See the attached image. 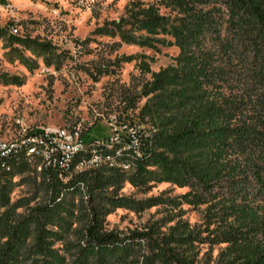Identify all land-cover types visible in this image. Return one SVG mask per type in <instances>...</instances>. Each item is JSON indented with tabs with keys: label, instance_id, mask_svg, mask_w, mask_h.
Listing matches in <instances>:
<instances>
[{
	"label": "trees",
	"instance_id": "16d2710c",
	"mask_svg": "<svg viewBox=\"0 0 264 264\" xmlns=\"http://www.w3.org/2000/svg\"><path fill=\"white\" fill-rule=\"evenodd\" d=\"M159 5L177 16L179 56L156 73L139 65L150 73L140 113L156 134L121 149L115 161L129 151L130 171L114 162L65 183L20 157L0 180L25 176L36 192L12 203L0 187V264H264V0ZM129 13L135 33L160 34L167 22L152 6ZM167 177L189 189V205L207 206L202 223L170 217L140 230L107 228L106 217L130 202L120 194L126 182L150 189Z\"/></svg>",
	"mask_w": 264,
	"mask_h": 264
},
{
	"label": "rangeland",
	"instance_id": "374dc122",
	"mask_svg": "<svg viewBox=\"0 0 264 264\" xmlns=\"http://www.w3.org/2000/svg\"><path fill=\"white\" fill-rule=\"evenodd\" d=\"M159 1L0 0V141L59 128H80L89 139L115 138L122 145L130 132L138 139L154 136L157 130L140 113L150 73L139 65L156 73L179 56L173 38L177 16ZM151 6L167 18L163 31L135 33L129 10ZM139 36L144 43L135 41ZM132 157L123 154V170L133 168ZM24 177L10 184L0 180V187L8 185L10 202L35 194ZM173 180L150 183V189L126 182L120 194L130 202L106 217L107 228L140 230L170 217L202 223L207 206L189 205L183 199L189 189Z\"/></svg>",
	"mask_w": 264,
	"mask_h": 264
},
{
	"label": "built area",
	"instance_id": "2783aa9c",
	"mask_svg": "<svg viewBox=\"0 0 264 264\" xmlns=\"http://www.w3.org/2000/svg\"><path fill=\"white\" fill-rule=\"evenodd\" d=\"M33 131L38 133H32ZM83 140L85 139L80 128H68L30 130L15 141H0V174H5V166H9L11 158L23 157L24 163L35 168L37 172L38 169L58 172L59 179L65 183L71 173H82L74 172V167L68 166V159L71 158V153L79 152L75 151V144H80ZM103 144H113V149H131L132 146L136 149L138 138L135 133L130 132L124 145L115 138H108V142H102ZM102 145L89 148L86 159L79 160V165H85V172L99 167L111 168L112 162H120L110 158V153L102 154ZM90 149H98V156H90ZM27 150H34V157H27Z\"/></svg>",
	"mask_w": 264,
	"mask_h": 264
},
{
	"label": "bare ground",
	"instance_id": "6f19581e",
	"mask_svg": "<svg viewBox=\"0 0 264 264\" xmlns=\"http://www.w3.org/2000/svg\"><path fill=\"white\" fill-rule=\"evenodd\" d=\"M58 130H68L65 128H59ZM102 142H108V139H89L83 140L80 144H75V151L71 153V158L68 159V166L74 167V172H85V165H79V160L86 159V152L91 147H96L98 145H102ZM113 147V144H103L102 145V154H106V151H110ZM128 150V149H123ZM123 150H116L113 155H110V158L120 157L121 152ZM90 156H98V149H90ZM27 157H34V150H27ZM20 164V157L11 158L9 160V166H5V174L13 171V168H16ZM115 163H111V167L114 166ZM41 169H38L40 172Z\"/></svg>",
	"mask_w": 264,
	"mask_h": 264
}]
</instances>
